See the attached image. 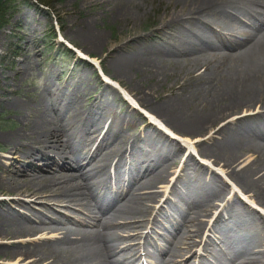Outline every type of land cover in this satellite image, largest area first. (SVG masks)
<instances>
[{"label": "bare ground", "instance_id": "1", "mask_svg": "<svg viewBox=\"0 0 264 264\" xmlns=\"http://www.w3.org/2000/svg\"><path fill=\"white\" fill-rule=\"evenodd\" d=\"M163 1L166 6L160 27L153 32L158 34L161 30V36L151 33L144 37L145 45H138L141 38L136 37L125 51L118 47L107 48V41L96 29L92 15L73 30L74 41L86 54L98 53L104 57L101 62L110 66L112 77H117L120 85L130 90L140 104L172 132L202 133L224 122L215 132V154L212 155L215 162L212 164L225 168L230 180L241 191L251 193L264 209V0H160ZM81 7L85 9L92 4L90 0H83ZM136 17L130 8L118 13L117 19L128 23ZM26 18L22 17L21 22L30 27L28 34L23 32V35L35 41L39 32L37 19L32 17L29 23ZM234 19L248 22L245 34L227 36L222 31V27L229 26ZM165 30L175 32L173 37L178 38L175 45L163 41ZM150 36L155 39L153 45L146 43ZM28 52L29 49L24 48V53ZM186 56L190 62L188 70L184 75L181 70L169 84L168 79L174 75L168 66L175 59L174 65L183 62L185 67ZM81 62L80 66L92 70L91 65ZM202 68L205 71L199 74ZM81 75L80 71L77 79L63 87L47 80L40 95L32 101L27 97L22 106L12 103L10 96L16 89L8 88L9 84L4 83L0 74L5 94L0 98V110L12 108L21 120L20 128L0 135L4 146L1 148L20 158L9 165L0 161V197L15 195L11 202L0 200V239L14 240L45 230L61 232L62 237L55 244L30 247L21 253L33 258L30 264H142L130 243L142 236L148 219L152 227L172 236L159 252V256L166 254V259L154 264H173L189 255L190 258L204 257L199 264H235L240 254L251 262L263 261L264 250H258L263 240L247 237L256 235L258 228L264 231L260 214L237 202L232 205L233 210L228 209L234 211L236 218L248 219L247 216L249 220H241L240 226L236 224L227 233L215 221L213 236L205 237L207 224L199 218L200 214H209L216 206L206 202L211 194L203 193L181 177L171 191L172 197L166 199L163 208L150 221L155 213L152 205L161 195L153 191L146 196L143 188L152 191L158 183L168 180V170L159 162L180 160L182 146L151 124L144 137L139 138L151 151L135 140L125 139L116 146L126 138L118 137L119 131L134 123H144L146 119L122 105L119 92L109 85L99 95H105L104 100L88 109L82 108L80 105L90 95V89ZM108 96H112V100ZM251 110L257 111L225 123L231 116ZM62 115L73 118L66 121L59 118ZM126 153L130 155L129 160H135L148 174L144 172L145 176L137 179L136 171L124 170ZM241 153H252L256 158L250 166L237 170L234 165ZM184 170H191L198 180L207 178L215 187L226 190L215 175H209V169L191 155L184 163ZM22 197L66 202L70 212L73 205L88 206L89 210L93 205L101 216L88 214V219L77 221L67 214L52 213L50 208H46V213H36L20 200ZM11 203L31 216L12 208ZM195 205L203 210L191 211L193 208L189 207ZM229 217H233V213ZM130 228L137 230L136 234L124 238L123 234ZM177 231L183 234L174 236ZM72 235L77 239L71 242ZM71 243L76 244L75 248ZM200 247L205 253L200 254ZM12 253V249H0V255ZM187 263L186 260L184 264Z\"/></svg>", "mask_w": 264, "mask_h": 264}, {"label": "rangeland", "instance_id": "2", "mask_svg": "<svg viewBox=\"0 0 264 264\" xmlns=\"http://www.w3.org/2000/svg\"><path fill=\"white\" fill-rule=\"evenodd\" d=\"M82 2L83 0H0V8H2L0 13V74L4 83L9 84L8 88L16 89V92L10 96L12 103H18L24 106L27 97H31L30 99L32 101V99L40 95L47 80H50L53 85L55 84L59 87H63L66 84H71L77 79L81 71L83 74L81 76L87 82L90 89V95L80 106L82 108L84 106V109H88L92 105L98 104L100 100L105 99V95L102 97L99 96L108 86L102 79L101 72L99 71L101 67L105 73L109 74L107 81L111 83V87L114 86V89L119 92V97L121 98L120 103L134 109L146 119L144 123H134L130 127L119 131L117 136H124L126 138L122 139L116 146L123 140L128 139L130 142L135 140L138 145L151 151V147L145 145L143 141L139 139L140 136L144 137L149 124L156 126L182 146L180 160L171 161L170 159H165L159 162L163 168L168 170L167 175L169 181L158 183L152 191L151 189L149 190L148 187H146V189L145 187L143 188V194H150L149 192L155 191L161 195L157 198L154 205H152L155 208V213L150 217V221L153 220L152 218L156 215L157 211L163 208L165 205L163 203L164 200L172 197L171 190L174 188L179 176L184 181H188L197 186L203 193L211 194V197L208 199L209 201L206 200V202L211 204L214 203L216 209L209 214H200L199 217L205 223L206 221H210L205 232L207 237L213 236L212 227L215 224L216 218L211 219L212 216L215 217L218 215L217 220L219 221L222 216H225V221L227 222H230V219H234V222L239 221L240 223H242L241 220H249V217L246 215L248 219L236 218L234 216V211L232 212L228 209H232V205L237 202L250 206L257 211L264 220V209L256 203V198L247 191H241L234 181L230 180L226 175L225 168L223 169L220 164H212L215 162L214 158H212V155L215 154V150L213 149V143L216 140L215 132L222 127L224 122L219 123L215 129L202 133H182L183 135H179L172 132L160 118L145 109L130 90L121 86V81L117 77H112L114 73L110 66L105 62H101L104 57L101 58L98 53H96L97 55L92 54L91 56L86 54L82 51L80 44L74 41L75 36L72 35L74 32L73 30L79 28L78 24L80 21H84L87 16L92 15L96 21V29L102 33L105 37V41H107V48L118 47L125 51L134 43V38L136 37L141 38V44L138 45H145L142 43V41L145 40L144 37L158 31L166 3L164 1L160 2V0H90L92 7L83 9L81 7ZM4 7L6 14L2 22L1 14L3 13ZM130 8L138 17L128 23L121 19H117L118 13ZM24 16L25 18L27 17L26 19L29 23L32 22V17H36L37 19L39 32L38 38L35 41L27 40L26 36L23 35V32L28 34L27 28L30 27V25H23V22H21V18ZM241 21L242 19H234V21L229 23V26H223L222 31L227 36L231 34H233V36H238L240 33L245 34L248 30V22ZM232 25L234 28L230 29ZM217 28L221 29L220 27ZM153 34L161 36V30H159L158 34ZM174 34L175 32L165 30L163 41L175 45L178 38L173 37ZM146 40V43L153 45L152 42L155 39L150 36ZM1 43L3 45H1ZM24 48L29 49L28 54L24 53ZM28 56H31V59L28 58ZM188 57L189 56H186V60ZM81 61H84L87 65H91L92 70L80 66L82 63ZM175 62L174 59L168 66L169 72L174 75L173 78L168 79L169 84L179 76L181 70H183L182 75H184L190 64L187 60V65L184 67L182 64L183 62L174 65ZM164 65L167 66V62ZM174 66H176L175 70H173ZM213 66L215 67V65ZM217 70L219 71L218 68ZM220 70L222 69L220 68ZM204 71L205 68H202L198 73L201 74ZM140 78L141 77L138 75L137 79ZM3 89V85H0V98L5 97ZM108 99L112 100V96H108ZM120 111H122V109H120ZM256 111L257 110L244 111L243 115L231 116L225 123L243 116H249V114H254ZM245 113L247 115H245ZM59 118H65L66 121H68L72 120L73 117L72 115H62ZM20 127L21 120L16 116L14 109L3 107L2 110H0V135L10 133ZM117 136L115 140L118 139ZM2 146L3 142L0 141V161L3 165H9L13 160L20 159L19 155L9 153L6 149H2ZM128 146L129 144H127V147ZM189 155L193 156L199 164L207 167L209 169L208 174L215 175L218 183L220 182L221 186H224L226 190L223 191L219 187H215L207 178L198 180L191 170H184V163ZM128 156H130L128 153L123 155L125 160L124 170L131 173L136 171L139 174L137 179L143 178L145 176L144 172L146 171L142 169L135 160H129ZM240 156L239 161L234 165V168L237 170L250 166L256 158V155L252 153H241ZM116 161L117 160L113 163H116ZM113 169L114 164L110 168L111 173ZM0 174L2 173L0 172ZM146 174H148V172H146ZM145 190L149 191L147 192ZM214 192L216 193L215 197H213L215 194ZM12 197H15V195L0 197V200L11 202L14 200ZM20 200L29 205L30 210L33 212L37 213L40 211L46 213V208H50L52 213L59 215L67 214L77 221L88 219V214H95V216L98 214L97 209L93 207V205L90 207V210L88 206L80 208L73 205L70 207L72 210L70 212L66 209L67 206H70L68 203L58 202L56 199L36 200L34 198L22 197ZM200 204H203V202ZM45 205L48 207H45ZM11 207L21 213L31 216L29 212H26L15 204H12ZM186 208L188 207L186 206ZM189 208H193L191 211L203 210L202 207H197L196 205ZM239 210L242 211V209ZM52 213L48 215L52 216ZM231 213H233V217H229ZM148 221L147 219V226L142 230V237L134 239L135 241H131L130 244L139 251L141 263L154 264L158 261L164 262L167 255L165 254L160 257L159 252L166 244V234L159 228L152 227L151 222L149 223ZM31 222L35 223L34 220ZM123 223L124 222L121 221V224ZM220 223L222 224V222H218V225L221 229L225 230V233L230 232V230L222 228ZM68 226L70 227V225ZM59 227L63 226L59 225ZM71 227L75 228V226ZM126 231L127 233L123 234L124 238L129 235L132 236L137 232V230L133 228L127 229ZM257 231L258 234L264 235V231L260 228H258ZM54 232L55 231L51 232L45 230L35 235L19 236L20 238L16 237L14 240L0 239V249L14 250V253L8 256L1 254L0 264H30L33 258L24 256L21 253L30 247L55 244L62 237V234L61 232ZM178 232L179 234H183V232ZM76 239V235L70 237L71 242ZM259 239L263 241L258 245V250H264V236L255 240ZM148 240L150 243H148ZM13 243H15L16 246H11ZM62 246L66 248L70 247L69 245ZM71 246L75 248L76 244L71 243ZM202 253L204 252L202 247H200V254ZM190 256L191 255L177 259V262H173V264H184L186 260L188 262L187 264H199V261H202L204 258H199L198 256L190 258ZM205 260L209 261L206 258ZM239 262L242 264H264V260L259 263L249 262L242 254L237 256L235 264ZM39 264H46V262H41Z\"/></svg>", "mask_w": 264, "mask_h": 264}, {"label": "trees", "instance_id": "3", "mask_svg": "<svg viewBox=\"0 0 264 264\" xmlns=\"http://www.w3.org/2000/svg\"><path fill=\"white\" fill-rule=\"evenodd\" d=\"M0 7H1V4H0ZM1 10H2V8H0V13H1ZM5 11V12H4ZM5 14H6V10H5V7L3 8V13L1 14V19H2V22H3V20H4V16H5ZM1 22V23H2Z\"/></svg>", "mask_w": 264, "mask_h": 264}]
</instances>
